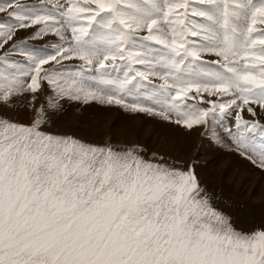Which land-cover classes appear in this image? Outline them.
<instances>
[{"label": "snow or ice", "instance_id": "6c2138e0", "mask_svg": "<svg viewBox=\"0 0 264 264\" xmlns=\"http://www.w3.org/2000/svg\"><path fill=\"white\" fill-rule=\"evenodd\" d=\"M0 14V109L35 111L0 112V264H264V224L218 207L196 162L46 130L64 103L115 106L202 127L264 171V0H0Z\"/></svg>", "mask_w": 264, "mask_h": 264}, {"label": "rangeland", "instance_id": "374dc122", "mask_svg": "<svg viewBox=\"0 0 264 264\" xmlns=\"http://www.w3.org/2000/svg\"><path fill=\"white\" fill-rule=\"evenodd\" d=\"M4 15L0 14V17ZM0 112L25 122L35 115L31 109L26 113L23 103L0 109ZM233 123L234 118H227L216 131L223 135L225 128ZM46 130L96 144L110 141L113 145L124 146L138 142L152 151L167 153L170 162L179 165L196 162L201 178L215 196L218 207L225 209L245 227L264 224V171L228 147L207 143L209 137L204 135L202 127L189 133L158 117L124 113L115 106L67 102L63 111L48 121ZM148 158H151V152Z\"/></svg>", "mask_w": 264, "mask_h": 264}]
</instances>
